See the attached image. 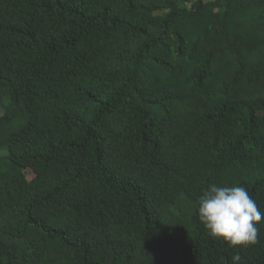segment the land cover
<instances>
[{"label": "trees", "instance_id": "16d2710c", "mask_svg": "<svg viewBox=\"0 0 264 264\" xmlns=\"http://www.w3.org/2000/svg\"><path fill=\"white\" fill-rule=\"evenodd\" d=\"M212 183L264 212V0H0V264H264Z\"/></svg>", "mask_w": 264, "mask_h": 264}, {"label": "clouds", "instance_id": "9594fccd", "mask_svg": "<svg viewBox=\"0 0 264 264\" xmlns=\"http://www.w3.org/2000/svg\"><path fill=\"white\" fill-rule=\"evenodd\" d=\"M198 217L212 238L238 249L258 243L264 212L245 187L212 183L198 199ZM230 264H243L238 251L232 255Z\"/></svg>", "mask_w": 264, "mask_h": 264}]
</instances>
